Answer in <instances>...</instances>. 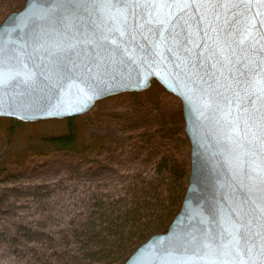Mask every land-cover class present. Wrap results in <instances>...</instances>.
Wrapping results in <instances>:
<instances>
[{"label": "water", "instance_id": "1", "mask_svg": "<svg viewBox=\"0 0 264 264\" xmlns=\"http://www.w3.org/2000/svg\"><path fill=\"white\" fill-rule=\"evenodd\" d=\"M152 83L180 102L189 175L123 264H264V0H26L0 24V119L82 117Z\"/></svg>", "mask_w": 264, "mask_h": 264}, {"label": "trees", "instance_id": "2", "mask_svg": "<svg viewBox=\"0 0 264 264\" xmlns=\"http://www.w3.org/2000/svg\"><path fill=\"white\" fill-rule=\"evenodd\" d=\"M181 118L179 113L178 123L152 124L134 113L129 128L143 132L144 154L136 159L141 168H121L95 182L93 170L79 165L65 170L59 183L30 176L36 168L27 172V159L51 153L84 158L100 151L104 139L86 142L79 117L35 125L0 119V246L11 264H123L149 238L165 233L180 210L189 174ZM47 125L59 128L52 132ZM154 130L163 134L161 145L148 138ZM19 143L8 156V146Z\"/></svg>", "mask_w": 264, "mask_h": 264}, {"label": "rangeland", "instance_id": "3", "mask_svg": "<svg viewBox=\"0 0 264 264\" xmlns=\"http://www.w3.org/2000/svg\"><path fill=\"white\" fill-rule=\"evenodd\" d=\"M25 1L0 0V21L2 20L3 22L8 15L21 11L25 5ZM136 112L144 114V116L151 120L152 124H155V121L159 123L162 119L169 120V123H178L179 113L182 117L179 100L166 93L156 83H152L150 89L146 92L108 98L98 102L86 115L79 117L82 120L83 136L86 142L94 138L104 139L101 142L103 148L100 151H87L84 158H79L68 153H51L44 158L30 157L24 164L25 170L28 172L32 168H36L34 172L28 174L46 183H59L65 170L79 165L94 171H90L89 176H91L90 180L95 182L109 178L112 171L121 168H141L138 167L139 164H137L136 159L144 154V144L139 143V137L143 132L138 128L137 131L131 132L129 128H132L136 123L135 121L134 123L130 121ZM181 121L183 125V118H181ZM45 122L62 123L64 120ZM47 126L44 129L52 132H55L59 128V126ZM174 127L177 126L174 124ZM39 128L41 126L37 127V129ZM128 128L130 129L129 132L126 131ZM155 131L149 133L148 138H155L154 142L157 145H161L165 141L163 134ZM15 145L8 146V156L12 155L21 146V143L17 146ZM93 163H102L104 167L99 169ZM0 264H11L9 256L2 246H0Z\"/></svg>", "mask_w": 264, "mask_h": 264}]
</instances>
